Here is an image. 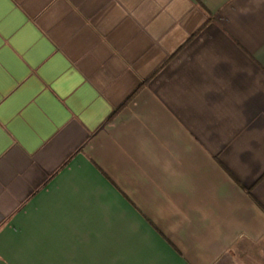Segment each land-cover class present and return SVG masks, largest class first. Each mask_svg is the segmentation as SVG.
I'll return each instance as SVG.
<instances>
[{
  "label": "crops",
  "instance_id": "0c3cea01",
  "mask_svg": "<svg viewBox=\"0 0 264 264\" xmlns=\"http://www.w3.org/2000/svg\"><path fill=\"white\" fill-rule=\"evenodd\" d=\"M0 264H264V0H0Z\"/></svg>",
  "mask_w": 264,
  "mask_h": 264
}]
</instances>
